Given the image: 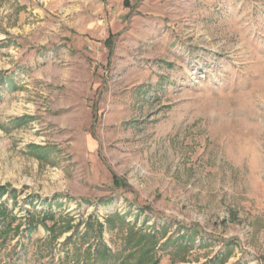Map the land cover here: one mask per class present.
I'll list each match as a JSON object with an SVG mask.
<instances>
[{
    "label": "rangeland",
    "instance_id": "374dc122",
    "mask_svg": "<svg viewBox=\"0 0 264 264\" xmlns=\"http://www.w3.org/2000/svg\"><path fill=\"white\" fill-rule=\"evenodd\" d=\"M87 219L264 264V0H0V264H81Z\"/></svg>",
    "mask_w": 264,
    "mask_h": 264
},
{
    "label": "trees",
    "instance_id": "16d2710c",
    "mask_svg": "<svg viewBox=\"0 0 264 264\" xmlns=\"http://www.w3.org/2000/svg\"><path fill=\"white\" fill-rule=\"evenodd\" d=\"M111 217L105 222L111 226ZM85 232L79 237L75 248L76 256L81 264H158V259L153 255L157 238L128 227L125 229L123 245L119 255L112 252L102 241L103 225L90 219L84 222ZM180 256V260H185Z\"/></svg>",
    "mask_w": 264,
    "mask_h": 264
}]
</instances>
